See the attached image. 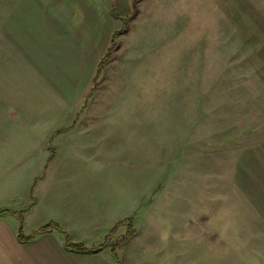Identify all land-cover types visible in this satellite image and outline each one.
<instances>
[{
    "label": "rangeland",
    "instance_id": "obj_1",
    "mask_svg": "<svg viewBox=\"0 0 264 264\" xmlns=\"http://www.w3.org/2000/svg\"><path fill=\"white\" fill-rule=\"evenodd\" d=\"M0 210L105 264H264V0H0Z\"/></svg>",
    "mask_w": 264,
    "mask_h": 264
},
{
    "label": "crops",
    "instance_id": "obj_2",
    "mask_svg": "<svg viewBox=\"0 0 264 264\" xmlns=\"http://www.w3.org/2000/svg\"><path fill=\"white\" fill-rule=\"evenodd\" d=\"M104 249L94 253L68 250L54 231L22 242L19 228L0 215V264H105Z\"/></svg>",
    "mask_w": 264,
    "mask_h": 264
},
{
    "label": "trees",
    "instance_id": "obj_3",
    "mask_svg": "<svg viewBox=\"0 0 264 264\" xmlns=\"http://www.w3.org/2000/svg\"><path fill=\"white\" fill-rule=\"evenodd\" d=\"M3 213L4 212L2 210H0V215H2ZM54 227L55 226L53 224L45 225V226L39 228L38 230H36L31 235H25L23 233V230L19 229V237H20V240L22 242H30V241L34 240L38 235L52 231V229ZM65 247L68 250L73 251V252H77V253H94V252H97L100 249H102V248H98V249L88 248L81 243H79V244L78 243H71V238L69 237L68 234L66 237ZM113 250H115V249H113Z\"/></svg>",
    "mask_w": 264,
    "mask_h": 264
}]
</instances>
